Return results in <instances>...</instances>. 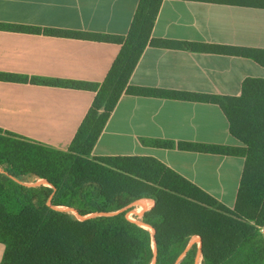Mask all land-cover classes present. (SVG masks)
Listing matches in <instances>:
<instances>
[{"label":"trees","instance_id":"16d2710c","mask_svg":"<svg viewBox=\"0 0 264 264\" xmlns=\"http://www.w3.org/2000/svg\"><path fill=\"white\" fill-rule=\"evenodd\" d=\"M163 0H139L126 35L0 22V29L121 45L101 82L0 72V80L95 92L67 150L0 129V264H264V77H245L239 95L134 85L147 46L250 58L264 66V48L152 36ZM264 8V0H196ZM122 94L206 102L223 111L240 146L152 139L146 145L239 156L242 174L232 208L152 156H92ZM37 180L47 183L30 184ZM142 198L154 206L134 218ZM85 217L80 219L72 210ZM105 215H91L95 213ZM195 236L201 244L191 243ZM155 246V252H154ZM200 251V252H199ZM199 252V253H198Z\"/></svg>","mask_w":264,"mask_h":264},{"label":"crops","instance_id":"0c3cea01","mask_svg":"<svg viewBox=\"0 0 264 264\" xmlns=\"http://www.w3.org/2000/svg\"><path fill=\"white\" fill-rule=\"evenodd\" d=\"M138 1L0 0V22L123 36ZM152 36L264 48V8L163 0ZM120 47L115 42L0 29V72L101 82ZM248 76L264 77V66L245 57L147 46L129 82L239 95L241 83ZM94 96L90 90L0 80V129L67 150ZM152 139L240 146L218 105L122 94L91 155L152 156L227 207H233L244 164L242 157L143 143ZM153 206L150 198L134 201L132 207L140 211L134 216H141ZM3 252L4 245L0 243V261Z\"/></svg>","mask_w":264,"mask_h":264},{"label":"rangeland","instance_id":"374dc122","mask_svg":"<svg viewBox=\"0 0 264 264\" xmlns=\"http://www.w3.org/2000/svg\"><path fill=\"white\" fill-rule=\"evenodd\" d=\"M2 168L0 167V170H1ZM40 182V181H39ZM30 184H38V181H35V182H32V183H30ZM134 203V202H133ZM132 203V204H133ZM132 204L131 205H129V207L128 208H126V216H127V218L128 219H130V220H132V221H136L137 219H135L134 218V213H137V214H139L140 213V211H136L133 207H132ZM141 204H142V206H145L144 204V202H141ZM142 206H141V208H142ZM154 233H155V230L154 231H151V234H152V237H153V235H154ZM195 240V242H199V240H198V238H194L193 237V239H192V241H194ZM191 241V242H192ZM199 244H201L200 242H199ZM155 247V246H154ZM200 252V251H199ZM198 252V253H199Z\"/></svg>","mask_w":264,"mask_h":264},{"label":"water","instance_id":"95a60500","mask_svg":"<svg viewBox=\"0 0 264 264\" xmlns=\"http://www.w3.org/2000/svg\"><path fill=\"white\" fill-rule=\"evenodd\" d=\"M5 170V169H4ZM45 183H47L45 180H43ZM64 210H72L73 212H75L76 214H77V216L80 218V219H85V217H83V216H81V215H79L74 209H70V208H63ZM106 213H104V212H101V213H95V214H91L92 216L93 215H105ZM136 223H138V224H140V225H142V226H144L145 228H147L150 232L151 231H154V228L152 227V226H150L149 224H146V223H144V222H142V221H140V220H136L135 221ZM152 229V230H150V229ZM198 237V236H197ZM198 240H199V242L201 243V239H200V237H198ZM154 252H155V247H154ZM154 262H155V258L153 259V261H152V263L151 264H154Z\"/></svg>","mask_w":264,"mask_h":264},{"label":"bare ground","instance_id":"6f19581e","mask_svg":"<svg viewBox=\"0 0 264 264\" xmlns=\"http://www.w3.org/2000/svg\"><path fill=\"white\" fill-rule=\"evenodd\" d=\"M150 229V228H149ZM150 230H152V229H150Z\"/></svg>","mask_w":264,"mask_h":264}]
</instances>
